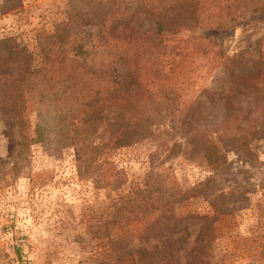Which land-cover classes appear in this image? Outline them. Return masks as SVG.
I'll return each instance as SVG.
<instances>
[{
  "label": "rangeland",
  "instance_id": "1",
  "mask_svg": "<svg viewBox=\"0 0 264 264\" xmlns=\"http://www.w3.org/2000/svg\"><path fill=\"white\" fill-rule=\"evenodd\" d=\"M101 1L0 0V40L34 66L51 63L43 75L70 72L73 58L107 70L106 51L95 48ZM135 29L155 39L148 17ZM78 33L79 55L71 47ZM193 38L191 57L160 58L170 63L161 75L172 78V103L167 110L161 97L144 104L158 112L156 121L105 105L72 128L75 108L57 84L33 92V111L0 114V264H192L205 219L212 224L209 264H264V11L246 12L229 29L178 37ZM221 50L237 64L248 54L254 64L238 67L237 81L250 84L239 96L211 69L212 53ZM138 65L139 75H150L148 62ZM240 110H250L257 124L243 142L233 135ZM222 111L229 116L216 119ZM116 127L141 128L142 140L114 146ZM84 144L100 147L93 166L78 159ZM105 163L113 174L99 167Z\"/></svg>",
  "mask_w": 264,
  "mask_h": 264
},
{
  "label": "trees",
  "instance_id": "2",
  "mask_svg": "<svg viewBox=\"0 0 264 264\" xmlns=\"http://www.w3.org/2000/svg\"><path fill=\"white\" fill-rule=\"evenodd\" d=\"M99 10H101V14L97 16L98 29L95 31L97 46L95 48L106 51V57L109 60L107 70L105 67L91 66L86 61L81 62L73 58L68 67L70 72L60 74L59 71H54L53 73L46 72L43 75L44 71L54 68L51 63L46 62L43 67L34 66L28 56H19L13 52L12 47L7 45L6 41L0 40V114H23L33 111L35 106L32 102L33 92L41 88L53 89L57 84L63 89L64 103L68 104V108H75L71 113L70 125L72 128L79 122L83 124L80 119L84 117L82 121L85 120L89 110L105 105H110L116 110L134 116L140 114L143 117L142 121H156L159 119L158 112L154 109H147L144 104L147 101L155 103L158 101L157 97H161L160 102L166 101L165 110H167L172 103V96L166 92L171 88L169 84H171L172 78L169 75H161V72L170 63L162 65L160 58L169 57V60L177 58L182 60L191 57L192 51L189 45H192L191 41L197 39H178L180 34L186 30L199 28H232L246 12L264 11V1L150 0L149 4H146L145 0L134 2L102 0ZM141 17H148L155 24L154 40L148 38L147 34L143 38L137 35L135 23ZM70 25L69 23L65 24L68 31H71ZM75 40V45L71 44L73 51L77 55L85 53L84 38L80 37V33L76 35ZM77 40H79L78 43ZM155 40L158 44L154 45ZM202 48V45L197 44L195 52L204 54L205 51H202ZM151 50L155 52H151ZM212 54L214 60L211 69L220 71L219 75H222L218 78V82L224 86L227 84L229 93L239 96V93L246 92L250 84L242 80L237 81L236 77L240 72L238 68L240 65L244 68L254 67V64H251L248 59V54L242 55L240 64H237L236 59L226 58L222 50ZM157 59L159 63L154 65L152 60ZM140 60L150 64L149 76L139 75L138 62ZM116 67L119 68L118 71L115 70ZM155 87L158 89L153 91ZM59 100L61 99L59 98ZM59 100L56 99V101ZM225 107L226 105L223 108ZM240 113L241 124L234 128L233 135L234 137L240 136L239 140L243 142L256 130L257 124L251 118L250 110H240ZM228 116L229 114L226 115L222 111L221 115L220 112L216 115V119ZM220 126L222 125L220 124ZM71 132L74 131L71 129ZM141 132V128L134 130L131 127L112 128L109 142L118 147L127 144L125 140L138 142L142 140V137H139ZM127 133H129L128 136ZM72 140L76 142L75 144L86 143L79 138ZM98 150L100 147L97 146L84 144L79 148L78 145V159L85 166H93ZM103 166L99 167H102L104 171L105 168L106 170L108 168V174H113L112 163H105ZM99 176L105 180L104 173ZM210 227L212 224L208 219H205L195 239V244L198 246L203 243L202 248L198 251L197 258L192 260V264H209L210 240L207 239V232ZM180 239L182 237L178 241ZM184 241L187 242V239ZM177 264H180L179 261Z\"/></svg>",
  "mask_w": 264,
  "mask_h": 264
}]
</instances>
